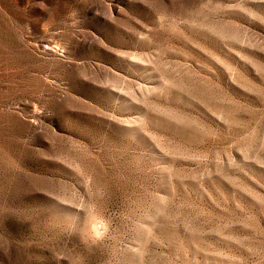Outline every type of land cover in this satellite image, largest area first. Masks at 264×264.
I'll return each instance as SVG.
<instances>
[{
    "label": "rangeland",
    "instance_id": "rangeland-1",
    "mask_svg": "<svg viewBox=\"0 0 264 264\" xmlns=\"http://www.w3.org/2000/svg\"><path fill=\"white\" fill-rule=\"evenodd\" d=\"M0 264H264V0H0Z\"/></svg>",
    "mask_w": 264,
    "mask_h": 264
}]
</instances>
